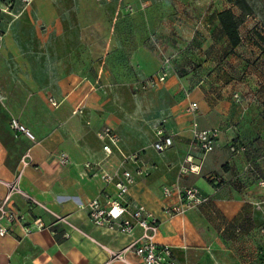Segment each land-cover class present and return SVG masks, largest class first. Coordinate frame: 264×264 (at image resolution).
Returning <instances> with one entry per match:
<instances>
[{
    "label": "crops",
    "instance_id": "1",
    "mask_svg": "<svg viewBox=\"0 0 264 264\" xmlns=\"http://www.w3.org/2000/svg\"><path fill=\"white\" fill-rule=\"evenodd\" d=\"M236 1L217 11L209 45L193 33L185 36V18L177 19L170 0H34L24 11L19 3L13 21L5 17L0 204L9 193L4 183L20 178L22 191L75 228L13 193L8 206L21 219L0 236V264H126L109 251L123 249L142 229L124 236L97 228L87 208L94 199L106 205L117 197L115 186L96 174L98 165L108 172L138 166L103 151L105 128L118 135L125 155L140 154V165L150 169L137 177L128 199L160 220L156 242L172 247L177 263L264 264V33L257 43L252 23L263 18L264 0H246L254 16L243 19L241 44L233 48L217 14L231 8L240 16ZM218 36L225 50L220 59ZM164 57H173L167 81L134 90L137 80L158 73ZM190 102L199 106L195 116L186 110ZM12 119L35 140L17 134ZM194 121L220 131L207 155L193 145ZM159 130L171 140L162 152L155 148ZM62 153L70 164L60 163ZM186 160L200 172L182 173ZM176 183L199 188L209 203L167 219L162 191ZM37 218L52 228L26 235ZM127 259L144 264L134 254Z\"/></svg>",
    "mask_w": 264,
    "mask_h": 264
},
{
    "label": "built area",
    "instance_id": "2",
    "mask_svg": "<svg viewBox=\"0 0 264 264\" xmlns=\"http://www.w3.org/2000/svg\"><path fill=\"white\" fill-rule=\"evenodd\" d=\"M34 0H0V51L6 36L5 17L8 16L12 19H16L19 14L16 13L15 7L20 3L23 5L24 11L28 8ZM111 1V0H105ZM173 70V63L171 57H164L162 60L161 68L153 76H149L144 79L137 80L133 88L137 91H147L155 89L164 84ZM237 101H240L238 95L235 96ZM53 106H57V103L51 100ZM187 112L195 116L199 111V106L190 102L187 107ZM11 128L18 133L25 134L29 139L35 140V136L27 129L23 124L19 123L17 119L11 120ZM158 140L155 143L157 151H165L170 145L171 140L167 138L162 130L158 131ZM220 136V131L217 129H200L196 121L192 124V142L193 145L198 148L204 155H207L215 150L217 141ZM99 138L104 142L103 151L107 155H112L114 151L119 152L122 155L123 163L131 162L137 164L135 171L129 169L116 170L115 172H108L101 165H98L100 171L96 174L107 184H113L117 191V197L111 199L106 205H103L100 200L94 199L88 205V212L90 221L93 225L100 229L111 230L115 233L132 236L136 227L142 229V236L133 239L123 249L119 251H109L111 259L114 261H120L126 264H131L127 256L128 254H134L140 258L144 264H179L173 257L172 247L168 245H158L156 242L159 228L161 225L160 220L152 213H149L145 207L141 205L132 206L128 197L131 187L136 183L137 177L145 176L149 174V168L145 164L140 165V154L125 155L120 148V138L111 128H105L100 133ZM243 151V148L231 147V151L238 153ZM61 164H70V158L66 153H62L58 156ZM24 165L28 163L24 161ZM184 164H189L188 166ZM181 167L182 173H199L200 167H196L194 164L189 163L187 160ZM86 168L92 169L93 166L88 163ZM17 179L15 183H4L9 188V193L0 204V236H5L9 233L7 225H11L20 221L8 203L13 193H19L26 197L32 204L41 207L49 212L56 223H62L66 226L75 228L67 217L58 215L43 204L30 197L18 186ZM264 187V183H261ZM163 197L166 204L163 208V213L167 219H174L184 216L191 210L198 209L209 203L210 198L204 196L199 188L194 186H185L180 183H176L174 186H166L163 188ZM53 225L47 226L43 219L37 218L33 221V226L25 228V234L30 235L34 231H43L51 229Z\"/></svg>",
    "mask_w": 264,
    "mask_h": 264
},
{
    "label": "rangeland",
    "instance_id": "3",
    "mask_svg": "<svg viewBox=\"0 0 264 264\" xmlns=\"http://www.w3.org/2000/svg\"><path fill=\"white\" fill-rule=\"evenodd\" d=\"M170 1L174 4V6L176 5L175 14L178 13L179 15V18L177 19L182 20L185 18V26H184L185 36L189 33H193L194 36L198 35L200 36L199 38L200 42L206 43L207 45H209L208 43V41L210 40L209 33L213 29V20L215 18L217 11L220 9L229 7V4L226 2V0H221L224 3L223 6L218 5L217 7H213L210 5H204L206 3L207 4L210 3L208 2L209 0H180L181 3L178 5H177L178 0H170ZM217 1H219L218 3H220V0H217ZM236 11L238 13H241L240 16L242 17L244 16L243 19L247 17L246 20H250V18H253L254 16L253 15L254 11L247 15H244L243 9H241L238 6L236 8ZM260 14L261 16H263L262 19L258 17L259 20L256 19L254 20V22L251 21L254 25V31H255V36H256L254 37V40L257 43L261 40L260 36L264 33V12L261 11ZM243 27H245V25H243ZM255 29H257V31ZM243 30L245 31L246 29H243ZM216 31L217 30H215V33ZM218 31L220 32V30ZM185 40L187 39L185 38L184 41ZM218 40H219V45L221 46V54H218L219 55L218 58L220 59L225 54V50H224L223 43L220 41L219 36H218ZM171 58H172V63H173V57ZM0 111H1V108H0ZM206 263L209 264V261L208 262L206 261Z\"/></svg>",
    "mask_w": 264,
    "mask_h": 264
},
{
    "label": "trees",
    "instance_id": "4",
    "mask_svg": "<svg viewBox=\"0 0 264 264\" xmlns=\"http://www.w3.org/2000/svg\"><path fill=\"white\" fill-rule=\"evenodd\" d=\"M238 7L243 9L244 15L253 12L252 7L246 0H237ZM220 30L224 33L233 48H236L241 44L240 25L244 16H237L234 11L229 8L217 14Z\"/></svg>",
    "mask_w": 264,
    "mask_h": 264
}]
</instances>
